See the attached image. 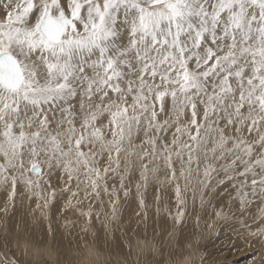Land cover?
<instances>
[{"label":"snow or ice","instance_id":"obj_1","mask_svg":"<svg viewBox=\"0 0 264 264\" xmlns=\"http://www.w3.org/2000/svg\"><path fill=\"white\" fill-rule=\"evenodd\" d=\"M222 233L264 245V0H0V264Z\"/></svg>","mask_w":264,"mask_h":264},{"label":"rangeland","instance_id":"obj_2","mask_svg":"<svg viewBox=\"0 0 264 264\" xmlns=\"http://www.w3.org/2000/svg\"><path fill=\"white\" fill-rule=\"evenodd\" d=\"M226 239L224 233L221 234L220 239L210 241L208 243L206 252L209 255L210 260H214L217 264H253V261H259L264 258V245L259 240H252L251 247H244L239 241L236 244V250L225 247L222 241ZM152 241L149 240L151 246ZM205 251V249H201ZM138 249L133 247L132 256L130 260H135L136 264H142L141 256L137 255ZM32 249H30V258L35 261V264H54L57 259H63L64 255H70L72 259L76 261V264H106L112 257L109 255L108 245L104 242L103 238L99 240H93L91 236L80 235L79 239L75 237L71 238V244L69 239H65L64 246L61 250L62 254L53 252L52 255H44L43 251L39 255H31ZM181 256H186V252H181ZM194 259H198L193 254Z\"/></svg>","mask_w":264,"mask_h":264}]
</instances>
